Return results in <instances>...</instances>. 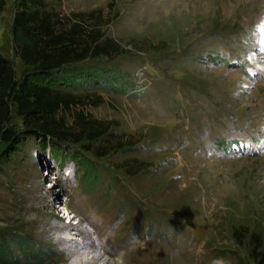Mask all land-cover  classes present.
Instances as JSON below:
<instances>
[{
	"label": "rangeland",
	"instance_id": "obj_1",
	"mask_svg": "<svg viewBox=\"0 0 264 264\" xmlns=\"http://www.w3.org/2000/svg\"><path fill=\"white\" fill-rule=\"evenodd\" d=\"M19 1L0 12V52L18 77L10 30ZM42 1L58 16L100 11L110 20L102 32L124 49L70 68L68 84L98 70L127 86H57L99 103L77 110L110 123L104 141L0 143L6 264H66L35 223L43 199L55 225H121L123 248L104 257L114 264H255L254 250L264 251V0ZM9 126L23 131L14 107Z\"/></svg>",
	"mask_w": 264,
	"mask_h": 264
},
{
	"label": "trees",
	"instance_id": "obj_2",
	"mask_svg": "<svg viewBox=\"0 0 264 264\" xmlns=\"http://www.w3.org/2000/svg\"><path fill=\"white\" fill-rule=\"evenodd\" d=\"M4 7L5 0H0V12ZM109 22L100 11L58 16L46 11L42 0L19 1L10 32L15 57L25 69L18 77L14 63L0 52V143L16 145L21 135L89 146L106 139L110 123L92 120L77 110L85 106L84 100L94 106L99 103L89 95L61 89L88 82L109 89L127 86L118 72L87 70L70 84L65 76L70 68L86 60L113 59L124 53L118 41L102 32ZM147 46L150 51V44ZM156 48L153 45L152 50ZM13 107L22 123L21 133L9 126ZM67 113L71 115L69 124L64 118ZM0 252V264H6V252ZM253 260L255 264H264V251L257 253L255 249Z\"/></svg>",
	"mask_w": 264,
	"mask_h": 264
},
{
	"label": "bare ground",
	"instance_id": "obj_3",
	"mask_svg": "<svg viewBox=\"0 0 264 264\" xmlns=\"http://www.w3.org/2000/svg\"><path fill=\"white\" fill-rule=\"evenodd\" d=\"M48 206L47 199L37 201L33 208L35 223L40 227L41 234L46 235L52 243L62 246L61 254L66 256H62L63 262L65 261L66 264H114L104 257L123 248L118 242L121 225L110 226L106 221L96 218L91 225L93 233L82 226L62 227L52 222L53 219L57 222L59 220L52 211L48 210ZM83 207H85L84 204ZM95 213L99 215V212L95 211L94 216H97ZM93 234L98 238L97 241L93 238Z\"/></svg>",
	"mask_w": 264,
	"mask_h": 264
}]
</instances>
